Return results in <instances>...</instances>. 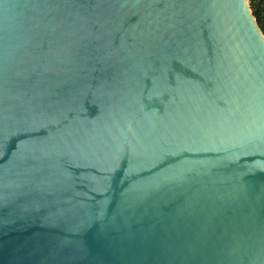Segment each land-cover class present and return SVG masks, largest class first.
Listing matches in <instances>:
<instances>
[{"label": "water", "instance_id": "95a60500", "mask_svg": "<svg viewBox=\"0 0 264 264\" xmlns=\"http://www.w3.org/2000/svg\"><path fill=\"white\" fill-rule=\"evenodd\" d=\"M0 264H264L248 0H0Z\"/></svg>", "mask_w": 264, "mask_h": 264}, {"label": "trees", "instance_id": "16d2710c", "mask_svg": "<svg viewBox=\"0 0 264 264\" xmlns=\"http://www.w3.org/2000/svg\"><path fill=\"white\" fill-rule=\"evenodd\" d=\"M248 2L251 12L264 35V0H248Z\"/></svg>", "mask_w": 264, "mask_h": 264}]
</instances>
